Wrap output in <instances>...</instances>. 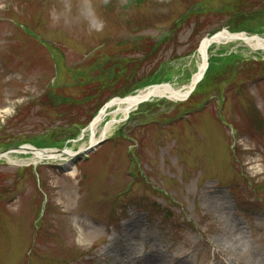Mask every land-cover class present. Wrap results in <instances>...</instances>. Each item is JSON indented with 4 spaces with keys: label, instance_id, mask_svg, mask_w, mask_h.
<instances>
[{
    "label": "rangeland",
    "instance_id": "rangeland-1",
    "mask_svg": "<svg viewBox=\"0 0 264 264\" xmlns=\"http://www.w3.org/2000/svg\"><path fill=\"white\" fill-rule=\"evenodd\" d=\"M245 1L0 0V264H264V52L216 44L187 101L101 115L149 79L189 85L203 40L264 11ZM99 113L73 178L15 150L78 152Z\"/></svg>",
    "mask_w": 264,
    "mask_h": 264
},
{
    "label": "bare ground",
    "instance_id": "bare-ground-1",
    "mask_svg": "<svg viewBox=\"0 0 264 264\" xmlns=\"http://www.w3.org/2000/svg\"><path fill=\"white\" fill-rule=\"evenodd\" d=\"M239 36L240 37H234L231 36L229 33L223 32L212 40H203L198 49V55L200 56L202 63L198 67L197 73L192 77V80L190 81L189 85L181 89H175L172 85L169 84V82H167L166 84L153 86L144 91H140L139 93H136L133 96L128 97L127 99L115 101L113 104V106L116 107V111L114 114L122 115L126 119L127 116H129L132 112L136 111L138 107L144 102L148 101L147 99L149 98H153V101L154 99H167L171 102L187 101L190 96L194 93L193 91L199 83L203 72L205 71V69H207L206 60L209 48L215 46L216 44H221L222 42L226 44L240 40L246 43V45H248L249 48L253 51H264L263 38L254 36L246 38L245 35ZM100 122V117L94 121L93 125L90 127V130L92 131L90 143L88 144V146H83L78 152H73L68 148L63 150L60 148L59 145L53 146L49 150L44 151H34L32 149H29L30 146L27 145L25 146L27 147L26 151L20 152L21 154H31L32 162L35 163V165L48 161H59L66 168L68 175L73 178L76 176L77 173L76 167L74 165V160H76L77 158V153L83 152L86 154L89 150L95 148L100 141L108 139L107 133L110 131L111 126L114 124V121L108 123L101 131V133H99L98 137L97 129ZM218 134H220V132ZM123 136L125 137V139L128 138L127 135ZM57 150H60L61 152L59 153ZM3 159H5L9 163V165H15V162L11 160V157L9 155H0V161H2Z\"/></svg>",
    "mask_w": 264,
    "mask_h": 264
},
{
    "label": "trees",
    "instance_id": "trees-1",
    "mask_svg": "<svg viewBox=\"0 0 264 264\" xmlns=\"http://www.w3.org/2000/svg\"><path fill=\"white\" fill-rule=\"evenodd\" d=\"M139 2L140 1H138V2H136V3H134V5L136 6L137 4H139ZM239 2H243V3H245L246 1L245 0H236V3L237 4H239ZM254 13H256L255 11H254ZM261 14V15H260ZM263 14H264V11H259V12H257V15L256 16H258V15H260V16H258V18H257V20H255V17L254 18H251V19H249L248 17L246 18L247 20L243 23V24H239V25H237V26H233V25H229V31L230 32H232V33H236V32H242V31H246V32H253V33H261V28L262 27H264V17H262L263 16ZM239 19H241V18H239ZM180 21V20H179ZM251 23H254V24H252L251 25ZM244 27V28H243ZM237 56H231L230 58H228V59H226V60H228L226 63L224 62H219L221 65H224V70H222L220 73H219V75L217 76V77H223L224 76V74H227V71H228V69L230 70H232V68H235V65H234V63L233 62H235V63H237L238 61H237ZM222 61V60H221ZM208 72H209V70H208ZM208 72H207V74H208ZM206 74V75H207ZM121 75V74H120ZM155 77V76H154ZM216 77V78H217ZM153 78V77H152ZM116 79H119V78H116ZM116 79L113 81V82H115L116 81ZM205 79H206V76H205V78H204V80L202 81V83L205 81ZM215 80V79H214ZM112 82V83H113ZM156 81H152V80H150L149 79V81H146V82H143L142 84H140V88L141 87H143L145 84H147L148 83V85L150 84H153V83H155ZM215 82L216 83H218V81L217 80H215ZM112 83H110V85L112 84ZM212 83V81L210 82V84ZM147 85V86H148ZM109 85H107V84H105L104 86H103V89H106L107 87H108ZM198 88V87H197ZM133 91H131V93H132ZM101 93H104V92H102V91H99V94L98 95H100ZM97 95V96H98ZM126 95H128V93L126 94ZM125 95V96H126ZM47 98H49V97H47ZM51 99V98H50ZM52 100V99H51ZM150 105L149 104H147V105H143V107H149ZM76 134H78V132H75L74 134H73V136H71L72 138H74L75 137V135ZM44 144V143H43ZM60 144V143H59ZM57 144L56 143H53V142H47L45 145H43V147H53V146H56ZM63 145V144H62Z\"/></svg>",
    "mask_w": 264,
    "mask_h": 264
},
{
    "label": "water",
    "instance_id": "water-1",
    "mask_svg": "<svg viewBox=\"0 0 264 264\" xmlns=\"http://www.w3.org/2000/svg\"><path fill=\"white\" fill-rule=\"evenodd\" d=\"M218 35H215V36H213V37H211L209 40H212L213 38H215V37H217ZM234 37H237L236 35H233ZM202 77V76H201ZM111 105V103L110 104H108V107Z\"/></svg>",
    "mask_w": 264,
    "mask_h": 264
}]
</instances>
